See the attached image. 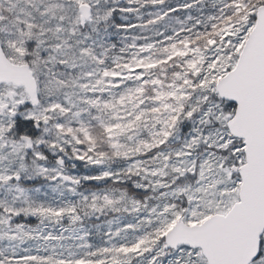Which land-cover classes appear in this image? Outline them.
I'll list each match as a JSON object with an SVG mask.
<instances>
[{
	"label": "snow or ice",
	"instance_id": "6c2138e0",
	"mask_svg": "<svg viewBox=\"0 0 264 264\" xmlns=\"http://www.w3.org/2000/svg\"><path fill=\"white\" fill-rule=\"evenodd\" d=\"M0 264H264V0H0Z\"/></svg>",
	"mask_w": 264,
	"mask_h": 264
}]
</instances>
